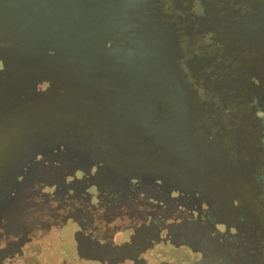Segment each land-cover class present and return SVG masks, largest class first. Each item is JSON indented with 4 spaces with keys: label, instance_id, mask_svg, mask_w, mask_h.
<instances>
[{
    "label": "water",
    "instance_id": "obj_1",
    "mask_svg": "<svg viewBox=\"0 0 264 264\" xmlns=\"http://www.w3.org/2000/svg\"><path fill=\"white\" fill-rule=\"evenodd\" d=\"M255 98L264 0H0V206L54 165L242 197Z\"/></svg>",
    "mask_w": 264,
    "mask_h": 264
},
{
    "label": "flooded vegetation",
    "instance_id": "obj_2",
    "mask_svg": "<svg viewBox=\"0 0 264 264\" xmlns=\"http://www.w3.org/2000/svg\"><path fill=\"white\" fill-rule=\"evenodd\" d=\"M251 106L259 150L242 197L217 207L160 182L112 193L54 165L0 206V264H264V103Z\"/></svg>",
    "mask_w": 264,
    "mask_h": 264
}]
</instances>
